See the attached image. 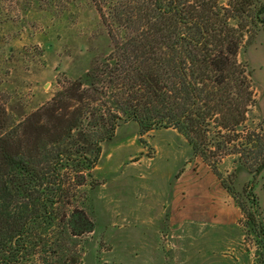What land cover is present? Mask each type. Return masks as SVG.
Masks as SVG:
<instances>
[{
  "label": "trees",
  "instance_id": "16d2710c",
  "mask_svg": "<svg viewBox=\"0 0 264 264\" xmlns=\"http://www.w3.org/2000/svg\"><path fill=\"white\" fill-rule=\"evenodd\" d=\"M90 2L108 45L85 74L64 78L28 113L7 108L0 97V264H64L65 240L93 229L78 193L102 143L123 122L142 131L174 128L214 171L233 152H255L257 168L244 163L253 172L264 168V137L254 151L261 136L243 131L255 99L250 72L237 58L250 26L264 27V3ZM224 187L237 203L235 189Z\"/></svg>",
  "mask_w": 264,
  "mask_h": 264
},
{
  "label": "rangeland",
  "instance_id": "374dc122",
  "mask_svg": "<svg viewBox=\"0 0 264 264\" xmlns=\"http://www.w3.org/2000/svg\"><path fill=\"white\" fill-rule=\"evenodd\" d=\"M249 30L237 54L250 72L255 99L243 131L261 136L254 143L259 151L264 137V27ZM105 32L90 0H0V97L6 107L28 113L48 100L64 78L82 77L94 53L107 47ZM259 157L254 152L239 158L233 152L218 160L214 171L174 128L142 131L134 121L123 122L102 143L97 165L78 193L77 203L93 229L66 239L64 251L76 257L75 264H196L209 253L213 256L207 264H264V168L252 170ZM239 165L251 176L237 190ZM202 169L223 189L230 185L237 192V203L246 212L239 208L237 224H170L176 178L184 171L196 178ZM69 255L64 264L73 261Z\"/></svg>",
  "mask_w": 264,
  "mask_h": 264
},
{
  "label": "crops",
  "instance_id": "0c3cea01",
  "mask_svg": "<svg viewBox=\"0 0 264 264\" xmlns=\"http://www.w3.org/2000/svg\"><path fill=\"white\" fill-rule=\"evenodd\" d=\"M195 175L196 178H193L194 176L184 171L176 178L170 194L168 216L170 224L202 223L222 227L237 224L242 214L232 196L207 170L196 171ZM250 176L247 170L239 165L234 182L235 188L239 190ZM191 178L196 181L190 185L188 183ZM212 256L213 254L209 253L196 264H207V259Z\"/></svg>",
  "mask_w": 264,
  "mask_h": 264
}]
</instances>
